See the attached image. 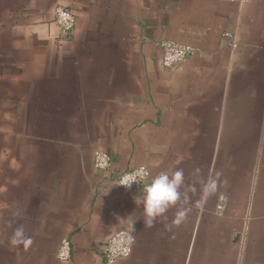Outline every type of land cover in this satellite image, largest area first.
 I'll return each mask as SVG.
<instances>
[{"label": "crops", "instance_id": "0c3cea01", "mask_svg": "<svg viewBox=\"0 0 264 264\" xmlns=\"http://www.w3.org/2000/svg\"><path fill=\"white\" fill-rule=\"evenodd\" d=\"M162 40L196 52L165 67ZM140 165L220 186L201 212L197 183L179 227L170 209L146 229L143 191L111 179ZM20 225L27 251L9 243ZM127 227L117 264H264V0H0V264H106Z\"/></svg>", "mask_w": 264, "mask_h": 264}, {"label": "clouds", "instance_id": "9594fccd", "mask_svg": "<svg viewBox=\"0 0 264 264\" xmlns=\"http://www.w3.org/2000/svg\"><path fill=\"white\" fill-rule=\"evenodd\" d=\"M148 175L149 173L143 167H140L131 173L124 174L117 185L130 189L134 183L139 184ZM192 175L194 177L193 183L188 184L185 181L183 169L161 172L144 186L143 194L134 198L136 205L143 208L144 228L151 229L155 227L158 220L166 222L168 220L167 213L170 209H176V211L171 222L165 223V228L171 231L173 227H179L184 223L192 210L189 206L191 204L190 194L197 192V183L201 186L199 189L200 195L194 206L201 212L204 211L209 199L218 192L220 186L219 176L221 174L210 175L205 179L201 175V169L196 168ZM224 183L226 184L227 181H224ZM220 200L226 205V196H220ZM13 215L19 216V213H13ZM135 222H133V226ZM127 239L129 245H131L133 242L132 237L129 236ZM9 243L13 247L23 246V249L27 251L34 241L26 235L24 226L20 225L14 229ZM60 259H66V253L61 252Z\"/></svg>", "mask_w": 264, "mask_h": 264}, {"label": "built area", "instance_id": "2783aa9c", "mask_svg": "<svg viewBox=\"0 0 264 264\" xmlns=\"http://www.w3.org/2000/svg\"><path fill=\"white\" fill-rule=\"evenodd\" d=\"M54 15L55 22L60 27L62 34L69 35L73 31L76 22L75 16L71 9L66 6H56ZM160 46L163 51V64L165 67L169 68L186 62L196 52V48H194L193 46L172 40H162L160 42ZM94 165L98 170L101 171L111 170L112 159L110 154L103 150H96L94 155ZM140 167H143L149 173V175L139 184L134 183L130 189L143 191L144 186L150 183L152 178H154L161 172L153 173L146 166L140 165L132 169H126L116 172L111 176V179L117 185L118 181L124 174L131 173L139 169ZM117 186L125 188L120 185ZM135 233L136 232L133 227H127L118 230L108 238L104 247V257L106 264H117V261L120 258H128L131 255L136 239ZM129 236L132 237L133 240L131 245H129L127 239ZM71 249V240L69 238H64L58 248L57 257L60 259L61 252H64L66 253V259L64 260H68L71 257Z\"/></svg>", "mask_w": 264, "mask_h": 264}]
</instances>
